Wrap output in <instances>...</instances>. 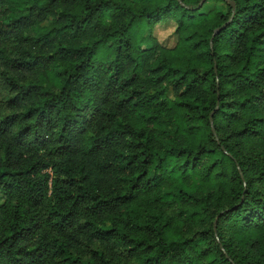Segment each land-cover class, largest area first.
Segmentation results:
<instances>
[{"label": "trees", "instance_id": "1", "mask_svg": "<svg viewBox=\"0 0 264 264\" xmlns=\"http://www.w3.org/2000/svg\"><path fill=\"white\" fill-rule=\"evenodd\" d=\"M232 1L0 0V264H264V0Z\"/></svg>", "mask_w": 264, "mask_h": 264}, {"label": "rangeland", "instance_id": "2", "mask_svg": "<svg viewBox=\"0 0 264 264\" xmlns=\"http://www.w3.org/2000/svg\"><path fill=\"white\" fill-rule=\"evenodd\" d=\"M46 21L47 20H45L44 23H46ZM174 26L175 25L172 20L158 22L152 27V34L155 35L156 38L163 44L172 45L175 40V34L173 31ZM132 31L138 41L144 31L143 26L136 25Z\"/></svg>", "mask_w": 264, "mask_h": 264}, {"label": "water", "instance_id": "3", "mask_svg": "<svg viewBox=\"0 0 264 264\" xmlns=\"http://www.w3.org/2000/svg\"><path fill=\"white\" fill-rule=\"evenodd\" d=\"M204 0H199V4H201ZM231 4L233 5V1L231 0ZM224 25V24H223ZM220 29L219 27L214 28L212 35ZM210 122H212V118H210Z\"/></svg>", "mask_w": 264, "mask_h": 264}]
</instances>
